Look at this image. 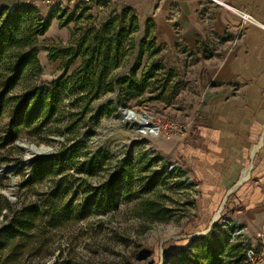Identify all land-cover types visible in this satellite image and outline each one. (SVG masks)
Instances as JSON below:
<instances>
[{"label": "rangeland", "instance_id": "1", "mask_svg": "<svg viewBox=\"0 0 264 264\" xmlns=\"http://www.w3.org/2000/svg\"><path fill=\"white\" fill-rule=\"evenodd\" d=\"M158 3L159 0H0V5H35L45 18L60 7L73 11L79 7L80 11L89 8L79 23L62 26V21L54 18L47 33L39 38L43 72L39 78L23 79L8 96L10 106L0 122V129L6 127L10 114L17 109L26 91L33 87H49L66 73L68 78L83 63V58L79 57L66 71L63 60H52L47 48L69 46L77 26H101L131 7L128 19L136 13L140 28L133 34L135 49L129 51L121 66L113 71L117 75L137 63L148 17ZM128 25L125 23L124 26ZM154 32L146 37L147 51L137 73L139 78L149 76L143 94L135 88H125L103 113L98 109L101 102L114 92L99 98L80 97L73 102V97L68 98L67 107L72 115L70 127L75 133L67 149L77 142L83 143L72 153L70 171L59 173L55 180L30 186L23 184L34 172V164L0 177V187L5 190L0 194V237L1 231L11 222V207L17 211L36 202L47 207L55 202L63 208L71 202L74 207V213L62 210L54 220L48 215L50 209H45V218L27 228L22 238L17 237L14 241L20 247L16 256L0 245V264H202L199 246L208 238L209 242L218 238L223 244H241L262 254L255 261L248 257V250L243 255L242 251L234 252L226 246L219 253L224 264H264V211L260 215L252 214L250 220L245 221L248 205L240 203L235 209L228 210L225 195L221 202L207 204L202 182L197 177L198 167L192 164L191 167L184 156L174 155L167 149L171 147L170 142L193 139L197 133L198 117L201 116L198 108L203 106V87L199 78L204 68V55L208 54L205 48L215 42L213 35L206 39L199 36L195 44L182 40V45L172 46L157 41ZM76 34L79 35V31ZM77 42L76 39L73 44ZM161 64L164 67L153 70ZM119 106L150 113L151 122L164 126L162 134H145L134 128L121 114ZM172 124L182 130L174 135ZM58 125L44 129L24 128L18 141L56 147V152L50 155L53 156L67 143L65 135L68 133H58ZM67 125L63 124L61 128L64 130ZM261 134L250 148V160L241 172L239 181L250 169L243 184L254 185L258 181L253 176L264 150V130ZM56 138L63 141L58 142ZM256 146L259 148L254 152ZM20 150L17 152L10 145L2 147L0 141V166L18 163L24 156ZM96 155L102 162L97 167ZM86 163L90 169L84 172L81 168ZM122 171V181L115 184ZM14 178L17 179L15 186ZM127 179H130L129 183L125 182ZM12 186L15 187L13 200L6 194ZM105 187L113 188L112 193ZM90 200H94V205L87 207ZM75 210L80 212L78 216ZM228 215L234 220L228 219Z\"/></svg>", "mask_w": 264, "mask_h": 264}, {"label": "trees", "instance_id": "2", "mask_svg": "<svg viewBox=\"0 0 264 264\" xmlns=\"http://www.w3.org/2000/svg\"><path fill=\"white\" fill-rule=\"evenodd\" d=\"M79 8L73 11L70 8L60 7L45 18L39 9L32 4L0 5V122L10 106L8 96L20 86L23 79L29 76L39 78L43 72L39 59L41 49L39 38L47 33L54 18L61 20L62 26H67L73 22L79 23L86 16V12H89V8L81 11ZM131 9V7L123 9L121 16L109 19L101 26L88 28H78L77 26L73 34V41L69 46L47 48L52 60H63V68L66 71L79 57L83 58V63L68 78L66 73L49 87H33L26 91L21 96L17 109L10 114L6 127L0 129L2 147L10 145L17 152L21 151L17 142L24 128L38 127V129H44L50 125L60 124L57 126V132L60 134L68 133L65 135L67 143L63 144V148L55 155L47 158L38 157L33 161L34 172L25 180L24 186L36 185L50 179L55 180L59 173L70 171L73 164L72 153L76 152L83 143L77 142L67 149L75 133L73 132L74 128L70 127L72 115L67 107L68 98L73 97L72 102L85 96L99 98L101 95L115 93L117 89H119V96L120 91L122 92L125 88H135L139 94L144 93L149 76L144 75L139 78L137 73L142 67V61L147 51L146 39L151 36L155 28L152 20L147 21L145 38L138 49L137 63H134L133 68L123 75L113 74V71L124 62L128 52H133L136 47L133 34L140 28L139 16L132 13L131 19H128ZM91 17L89 16V18ZM125 23L129 25L125 27ZM78 31L79 35L76 34ZM76 39L78 42L73 44ZM162 67H164L163 64L156 66L153 70ZM114 102L115 100L112 99L101 107L99 106V112L103 113ZM63 124H68L64 130L61 128ZM94 161L95 167L102 164L99 155L94 157ZM24 168L26 167L21 165L15 171L20 172ZM81 169L87 172L90 167L86 163ZM125 172L130 174L129 171ZM122 177L123 171L119 172L115 184H119ZM129 181L130 179H127L125 182L129 183ZM105 190L112 193L113 188L105 187ZM93 203L94 200H90L87 207L93 206ZM45 209H50L48 215L51 216L52 220L57 219L62 210L74 213L71 202L64 208L55 202L48 207L36 202L17 211L11 207L12 219L10 224L1 231L0 245L16 256L20 247L14 241L17 237L22 238L27 228L45 218ZM75 213L78 216L80 212L75 210ZM213 237L216 238L217 236L213 235ZM209 241L208 238L205 244L199 246L201 249L199 261L202 260V264H224V258L219 253L224 251L226 246H230L231 251L234 252L237 249L240 253L242 251L243 255L248 250L247 246L243 247L241 244L235 246L231 242L223 244L218 238Z\"/></svg>", "mask_w": 264, "mask_h": 264}, {"label": "crops", "instance_id": "3", "mask_svg": "<svg viewBox=\"0 0 264 264\" xmlns=\"http://www.w3.org/2000/svg\"><path fill=\"white\" fill-rule=\"evenodd\" d=\"M224 1L229 6L212 0H159L148 19L155 24L157 41L172 46L213 35L199 78L203 106L197 133L170 142L167 149L198 167L207 204L221 202L225 195L228 210L240 203L250 206L246 221L264 211V150L253 176L258 181H239L249 150L264 130V0Z\"/></svg>", "mask_w": 264, "mask_h": 264}, {"label": "water", "instance_id": "4", "mask_svg": "<svg viewBox=\"0 0 264 264\" xmlns=\"http://www.w3.org/2000/svg\"><path fill=\"white\" fill-rule=\"evenodd\" d=\"M134 64L129 65L127 68L123 69L118 76L123 75L125 73H127L128 71H130L133 68ZM119 94V89L116 90L115 93H113L112 95L106 97L100 104V107L102 105H104L105 103H107L108 101L115 99ZM127 108L124 107H119V111L121 112V114L126 115L127 113ZM146 116V114H145ZM125 119H128L129 116L126 115L124 117ZM56 140L58 142L63 141L62 138H56ZM24 144H26L27 149L24 148ZM17 145L20 149H22L24 151V156L23 158L15 165H11V166H0V177L3 174H8L11 172H14L16 169H18L21 165H24L26 168L31 166L33 164V161L38 158V157H45L47 158L48 156L54 154L56 152V147H52L46 144H42L40 146L36 145V144H31L27 141L24 140H20L17 142ZM13 185L15 186V183L17 181V179H13ZM244 181V179L241 180V182ZM14 186H12V188L6 192L7 196L13 200L14 199V194L12 193V190L15 188ZM1 194V193H0Z\"/></svg>", "mask_w": 264, "mask_h": 264}, {"label": "bare ground", "instance_id": "5", "mask_svg": "<svg viewBox=\"0 0 264 264\" xmlns=\"http://www.w3.org/2000/svg\"><path fill=\"white\" fill-rule=\"evenodd\" d=\"M146 114V116H145ZM126 115L129 116V120L131 121V125L134 128H139L141 130V132L145 133V134H149L150 133V129H151V125H149L147 123V120L151 117L150 113L146 112V113H139L138 111L134 110V109H128ZM124 115V116H126ZM24 148L27 149L26 144H24ZM259 146H256L254 148V152H256L258 150ZM24 152V151H23ZM249 173H250V169H247L244 172V179H247L249 177ZM0 193H5V190H3L0 187Z\"/></svg>", "mask_w": 264, "mask_h": 264}, {"label": "built area", "instance_id": "6", "mask_svg": "<svg viewBox=\"0 0 264 264\" xmlns=\"http://www.w3.org/2000/svg\"><path fill=\"white\" fill-rule=\"evenodd\" d=\"M212 1H215V2H219L220 4H225L224 3V0H212ZM243 16L245 19L247 20H251L253 19L252 16H250L249 14H246V13H243ZM147 123L149 125H151V129H150V134H156V135H161L162 134V130L164 129V126L163 125H160V124H157L155 122H151L149 119L147 120ZM167 128V125H165V129ZM171 128H174V131H173V134L175 135L178 131H181L182 128H179L177 125H174L172 124L171 125ZM33 171V170H32ZM33 173V172H32ZM244 179V178H243ZM246 180V179H244ZM262 254H260L259 252H256V250L254 249H249L248 250V257L250 259H254L256 261V259H258L259 257H262L261 256Z\"/></svg>", "mask_w": 264, "mask_h": 264}]
</instances>
